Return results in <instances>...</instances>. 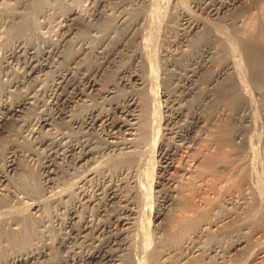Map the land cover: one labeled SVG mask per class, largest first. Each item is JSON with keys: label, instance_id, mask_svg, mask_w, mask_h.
Masks as SVG:
<instances>
[{"label": "bare ground", "instance_id": "bare-ground-1", "mask_svg": "<svg viewBox=\"0 0 264 264\" xmlns=\"http://www.w3.org/2000/svg\"><path fill=\"white\" fill-rule=\"evenodd\" d=\"M25 1L37 4L40 2ZM149 1L89 0L85 10L74 6L63 11L60 14L58 31L49 34L50 36H47L48 33L44 35L43 32H40V35L35 33L34 36H28V28H23L24 33L21 34L16 31L20 36H15L8 49L3 52L0 58V135L4 134L6 137L14 131V135L20 133L25 140L28 138L32 147L27 155L35 158L40 154L41 161L37 163L42 169L35 183L41 193L37 194L34 190L37 187L29 185L25 177H12L16 170L11 158L14 151L10 147L4 148L8 157L5 167L0 168V264H140L142 260L145 261V256L146 259L155 260L158 253L164 252L161 246L163 232L162 235L155 236L158 239H154L153 249L148 252L150 247L144 245L151 237L149 231L144 233L148 227L139 232L142 233L141 236L138 233L141 226L139 229L135 227L138 216L145 209L141 196L145 186L143 187L142 180L135 175L141 171L139 169L146 161L148 145L157 140L155 161H158V178L154 186L161 188L173 182L177 183V166L173 158L181 148H190L195 143V131L201 127L203 117L192 111L183 125L175 127L176 119L179 120L184 115V109L169 94V99L164 98L170 104L167 103L168 110H171L170 115L167 119L164 118L166 121L163 122L159 133L156 132V136L152 133L154 127L150 116L153 106L150 97L148 99L145 94L151 89L147 81L151 79L149 77H152V74L147 80V76L143 77L146 74L142 76L137 67L139 63H142L145 70L152 67L151 61L147 59L149 52H145L147 46L144 42V29L147 22L141 7L148 6ZM238 1L204 0L202 3L212 14L219 15L218 13L231 8ZM58 2L60 1L58 0L57 4ZM20 6L25 8L24 3ZM22 12L16 17V22L10 20L18 30L24 26L29 14L26 10ZM105 19L111 22L106 27ZM101 20L105 28L98 25ZM80 21L85 23L83 25L88 31L81 30ZM177 24L180 31L179 40L189 47L190 38L197 33L194 31L201 25L198 26L195 19L183 17ZM7 25L12 27L8 22ZM80 30L83 34H80ZM196 36L193 37L197 38ZM129 42L135 43L132 45L137 46V52L130 56L131 62L128 65L111 70L116 77L114 84L102 87L101 75L116 65L120 54L129 49ZM202 45L200 44L199 51L200 60L204 63V58L212 51L210 46ZM246 47L252 54V45L247 44ZM182 52H185V49ZM189 53L190 56L191 52ZM86 56L90 59L88 64L84 63ZM192 57L189 58L191 63L180 69L182 74L170 73V79L175 76L174 79L180 83L176 87L183 92L182 98L195 93V80L199 71L193 64L199 61ZM251 59L254 65H251V60L250 66L254 71H260L255 60L252 57ZM174 60L177 61L178 58ZM167 64L173 66L170 62ZM232 65L227 67V64L224 68L231 70ZM224 68L217 72V78L225 79L226 83L222 80L225 84L217 89L225 95L234 83L232 77H226ZM209 81L212 82L210 79ZM211 88L206 90L204 98L213 94ZM240 105L236 108V116L241 123H247L249 116L246 114L245 105ZM30 112L35 114L36 119V123L32 125L28 115ZM242 135L241 130H237L234 138H241ZM119 161L123 164L118 171L110 173L109 162H118V165ZM182 171L180 174L187 172ZM67 176L74 179L72 190L68 188L70 192H66L68 190L64 187ZM149 191L153 190L149 188ZM144 197L146 198L147 194ZM171 197V193L163 197L162 209L172 203ZM43 200L53 204L52 212L46 213L49 208L42 205ZM25 203L24 213L20 204ZM47 204L51 205L48 202ZM162 209L153 216L157 222L163 219ZM141 218L144 219L142 216Z\"/></svg>", "mask_w": 264, "mask_h": 264}, {"label": "rangeland", "instance_id": "rangeland-1", "mask_svg": "<svg viewBox=\"0 0 264 264\" xmlns=\"http://www.w3.org/2000/svg\"><path fill=\"white\" fill-rule=\"evenodd\" d=\"M57 1L40 0L37 4L35 2L27 3L25 0H0V22H5L4 24L0 23V26L3 25L1 27L2 34L0 35V58L3 52L8 49L7 47H9L14 37L20 36L17 32L24 33V29L28 28V36L30 34L34 36L35 33L40 35V32H43L44 35L48 33L47 36L52 35V33L58 31L60 14L63 11L74 6L85 10L86 4L89 5V0H59L60 7ZM203 1L150 0L148 6H141L145 14L144 19L147 22L144 29L146 34L144 42L147 46L145 52L146 54L149 52L147 59L149 58V61H151L152 67L149 70L147 69L149 72L144 69L142 63H139L137 67H139L142 76L146 74L143 76L144 78L146 76L147 80L151 78L149 81L145 79L148 86H151V89L149 88L145 94L148 99L150 97L153 106V113L150 116L152 119L149 118L153 123L152 127H154L152 128V131L155 132H152L153 135L156 136V132L159 133L163 122L170 115L171 110H168L170 104L165 99L170 95L184 109V115L179 120L176 119L175 127H178L179 124L183 125L192 111L203 117L201 127L195 131L197 136L195 143L190 148H181L173 158L177 166L175 177V180L178 178L177 183L173 182L171 185L161 188H155L154 186L158 178L156 176L158 161H155L157 160L155 155L157 140L148 145L150 151L148 149L145 157L147 162L144 161V164L140 167L139 171L141 170V173L138 172L135 175L136 178L142 180L141 183L146 189L145 191L143 188L144 194H147V199L144 197L146 194L141 195L146 210L144 209L143 214L141 213L138 216L135 227L139 229L141 226L138 233L143 228L147 229L148 227L147 230H144V233L149 231L148 233L151 235L149 241H147V244H149L147 245L144 242L145 247H150L147 248L148 252L153 249L154 239H158L155 236L162 235L163 232L164 238L161 245L164 252L158 253L155 260H152L153 258L146 259L145 256V263L143 260L142 262L144 264H147V262L148 264H264V53H262L264 50V0H239L231 8L218 13L219 15L212 14L202 3ZM210 1L205 0V2ZM218 1L228 0H214V2ZM21 3L25 4V8L20 6ZM50 4L54 10L49 7ZM30 5H33V7L31 8ZM25 10L29 14L25 19L24 26H20L24 29L22 30L20 27V30L16 27L15 29L14 26L16 25L12 22H16L18 14ZM22 13L24 14V12ZM182 17L195 19L198 26L201 25L196 28L194 32L197 33L193 35L200 38L197 39L192 36L193 41L191 40L192 37L190 38L189 47L191 48L186 47V43L184 44L179 40L180 31L177 29V23ZM6 21L10 25L12 23V27L7 25ZM107 21L110 20L107 19ZM107 21L105 19V23L103 22L105 27L107 24H111ZM101 22L102 20L98 25L104 27ZM83 24L85 23L79 22L81 30L83 32L88 31L89 29L86 26L84 27ZM81 30L80 34H83ZM203 32L205 33L203 34ZM129 43L127 45L129 49L127 48L128 50H124V53L120 54V57L116 59V65L112 69H107L106 74H103L104 76L101 75L102 87L114 84L116 77L113 71L115 68L128 65L131 62V55L137 52L138 48L136 45H132L135 43ZM200 44L210 46L212 51L204 58V63L200 60ZM247 44L252 45L254 48L252 54L247 51ZM184 49L185 52H182ZM189 52H191L190 56ZM247 55L249 56L247 57ZM191 56L196 57L199 61V63L193 64V67L199 71V76L195 80L197 89L195 88V93H192L190 97L182 98L183 92L179 87H176L180 83L174 79L175 76L170 79V75L182 74L183 72L180 69L191 63L189 59ZM251 57L255 60L260 71H254L250 66ZM85 58L84 63H90V59L87 56ZM177 58L178 60L175 61L174 59ZM170 59L172 62L169 61ZM85 60L89 61L86 62ZM167 62L172 63L173 66H168ZM227 64H229L227 67L233 64V69L224 68ZM252 64L254 65L253 60ZM222 68H224L226 77H232L234 83L233 87H229L230 91L225 92V95L217 89L226 83L225 79L217 78V72ZM173 70L175 73H173ZM113 75L114 77L111 78ZM149 75L152 77H149ZM209 79L212 80L211 83ZM209 87H212L213 94L211 96L206 95L207 98H204V93ZM166 93L170 95L168 96ZM238 105H245L246 114L249 116L247 123H241L238 120L236 116ZM28 115L31 119V125L35 124V114L33 115L30 112ZM237 130H241V133H243L242 137H239L240 139L234 138ZM13 133L15 132L9 133L10 135L6 136L7 138L4 134L0 135V168L5 167L4 164L8 157L4 148L10 147L14 151L11 158H13L16 166L12 177L19 178L22 175L21 177H25L27 183H30L29 185L37 187H34L35 193L41 194L40 190H37L38 186L35 185L38 181V173L42 169L40 168L41 165L38 164L41 161V155L35 156L36 159L31 158V156L28 157L27 152L32 147V144L29 143L31 141L26 137V140L24 137L22 138L20 133L15 135ZM110 163L108 164L110 173H116L123 164L120 161L119 166L117 165L118 162L115 163L116 165L114 163L110 165ZM182 170H187L186 173H183L184 175L187 174L186 177L182 173L180 174ZM19 172L20 175H18ZM178 172L180 176L182 175L181 178ZM69 177L67 176L68 180L65 177L64 181L65 183L67 181L66 184L64 183V187L68 190H65L66 192L72 190V180L74 179H71L72 177L69 179ZM149 188L153 191H149ZM167 193H171L173 196L171 199L173 200L169 206L167 205V209L164 208L165 211L162 209V199ZM46 201L41 202L42 205H47L46 207L49 208L46 213H50L54 207H52V203L47 201L51 204L48 206ZM43 202L45 203L43 204ZM20 207H23L21 211L24 212L26 203L20 204ZM160 209L163 210L164 214L162 221L158 220V223L153 216ZM155 224L158 228L154 229ZM140 236L138 235V237ZM151 239L153 240L151 241ZM235 243L239 245L236 246ZM142 262L140 264H143Z\"/></svg>", "mask_w": 264, "mask_h": 264}]
</instances>
